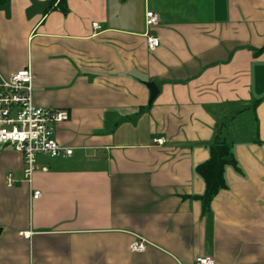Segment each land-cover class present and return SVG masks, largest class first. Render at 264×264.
<instances>
[{
  "label": "crops",
  "instance_id": "obj_1",
  "mask_svg": "<svg viewBox=\"0 0 264 264\" xmlns=\"http://www.w3.org/2000/svg\"><path fill=\"white\" fill-rule=\"evenodd\" d=\"M58 2L0 6V74L30 67L34 103L69 112L55 136L73 148L38 155L28 183L0 146V264H264V0ZM228 118L237 167L203 211L195 166Z\"/></svg>",
  "mask_w": 264,
  "mask_h": 264
},
{
  "label": "built area",
  "instance_id": "obj_2",
  "mask_svg": "<svg viewBox=\"0 0 264 264\" xmlns=\"http://www.w3.org/2000/svg\"><path fill=\"white\" fill-rule=\"evenodd\" d=\"M158 14L146 10L145 24L152 27L158 23ZM97 26L96 23H94ZM146 44L149 49L159 46L158 37L147 34ZM66 109L40 106L33 101V73L29 66L19 69L8 77L0 74V146L10 147L21 154L23 180L30 183L36 170L37 156H70L72 147L62 145L55 136L56 127L68 120ZM164 137H157L156 143H163ZM12 173H7L6 184L12 186ZM41 196V191L34 189L32 198ZM146 241L136 238L131 242V251H143ZM197 264H214L213 257H197Z\"/></svg>",
  "mask_w": 264,
  "mask_h": 264
},
{
  "label": "trees",
  "instance_id": "obj_3",
  "mask_svg": "<svg viewBox=\"0 0 264 264\" xmlns=\"http://www.w3.org/2000/svg\"><path fill=\"white\" fill-rule=\"evenodd\" d=\"M5 3L6 0H0V6ZM57 6L63 13L68 11L66 0H59ZM52 7L53 3H50L48 9ZM262 49H264V46L259 50ZM228 120L229 118L218 126L214 141L208 145V158L195 166L196 173L202 177L205 183L204 192L198 196L202 202L203 211H208L214 196L226 188L225 168L227 166L237 167L232 145L221 135V130Z\"/></svg>",
  "mask_w": 264,
  "mask_h": 264
},
{
  "label": "water",
  "instance_id": "obj_4",
  "mask_svg": "<svg viewBox=\"0 0 264 264\" xmlns=\"http://www.w3.org/2000/svg\"><path fill=\"white\" fill-rule=\"evenodd\" d=\"M146 86L149 88L150 91L149 104H151L158 93V88L153 82H147Z\"/></svg>",
  "mask_w": 264,
  "mask_h": 264
}]
</instances>
